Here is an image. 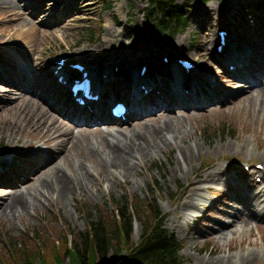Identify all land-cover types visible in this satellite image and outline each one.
Segmentation results:
<instances>
[{
  "label": "bare ground",
  "instance_id": "obj_1",
  "mask_svg": "<svg viewBox=\"0 0 264 264\" xmlns=\"http://www.w3.org/2000/svg\"><path fill=\"white\" fill-rule=\"evenodd\" d=\"M22 1L26 2L21 4ZM71 2L0 0V23H4L0 26V36L8 35L6 39L12 43L9 49L13 53L10 57L4 53L0 55V82L10 87V79H14L19 89L27 92L15 99L12 106H3L7 99L0 94V98L4 100L0 107V119L4 112L14 115L12 120H2L0 133L8 132L9 137L18 144L19 138L27 134L35 140L44 139V145L58 149L49 148L40 153L38 148L36 150L31 147L25 154H13L0 159V188L4 187L9 191L0 196V216L20 220L34 212L43 200L49 202L52 196H55L54 199L70 198L82 187L90 185L93 174L83 164L68 171L56 162L58 159L63 160L68 146L73 147L79 140L87 143L89 158L99 161L97 164L101 170H106L114 177L119 174H132L137 162L143 161L151 152L175 146L183 138L182 133L186 132L184 120H189L195 111L221 113V107L218 106L228 104L232 106L230 110L233 114L239 118L247 121L251 117L259 118L260 124L264 126V33L253 36L238 33L239 40L235 45L230 31L224 40L221 53L214 51L212 55L217 66L224 72L220 73L207 62L212 75L202 72L199 64H195V69L186 71L176 62L179 55L169 54L166 64L159 63L156 58L157 51L140 46L136 40L123 42L121 37H126L133 30L128 31V27H121L122 22L119 23L120 31L115 29L117 24H107L98 49L86 50L81 54L83 61L80 64L84 65L91 78L92 90L98 95V101L77 106L74 98L70 97L68 100L72 111L67 112L65 109L69 111L70 106L67 105L66 98L58 93V89L65 85L58 82V77L65 79L63 71L73 58L61 56L65 60L63 66L57 69L58 65L54 61L48 63L45 58L39 61L41 58L33 54L37 53L38 46L47 39H54V33L43 27L58 23L67 14L86 12L92 7L89 6L92 0ZM236 5L237 1L231 0L222 7L212 10L205 8L204 17L197 16L193 23L209 26V19L230 15ZM251 7H258L264 13L263 2H252ZM26 12L28 16H25ZM34 16L45 17L48 20L46 25H36L32 19ZM208 26L203 29L208 32L202 34L205 41L198 47V56L201 59L209 54L210 45L220 44V39L213 36L212 28L209 26L208 29ZM16 32H20V37L10 35ZM117 38L119 40L115 50L113 46L112 50H107L106 44ZM23 47L31 50L28 53ZM104 55L107 56L101 59ZM3 57L8 58V61L2 60ZM29 58L35 61L33 66L28 65ZM103 60H106V65ZM36 61H46V66L36 64ZM224 64H230L234 69L227 71ZM141 69H144L143 73L140 72ZM225 81L245 85L237 92L231 90L233 93H228L226 101L221 92V84ZM129 83L131 91L125 102L127 113L124 120L110 123L115 126L106 135L98 133L96 126L100 123L108 124V116L101 106L108 100L119 99ZM176 111L181 114L176 115ZM157 114L163 117L156 118ZM261 131L264 132V128ZM92 133L93 142L89 138ZM194 149L200 152V146L196 143L194 146L186 144L179 148L176 162L179 172H184L182 163L191 166ZM217 149L216 147L215 151ZM11 160L19 162L11 164ZM255 175H259L264 183V166L261 170L252 167L246 172L236 166L214 162L204 169H197L193 178L182 189L174 202L175 213L180 215L177 219L185 222L196 214H189L188 211L205 209L209 217L199 214L197 222L200 219L207 226H215L207 228L208 232L203 230L205 242H216L232 251L231 254L213 258L218 250L212 248L207 250L208 258L199 256L196 262L201 263L206 259L207 264H255L264 258V246L248 248L252 229L247 227V221L244 220L245 217L248 220H264V185L256 184L253 179ZM96 176L98 177L97 173ZM206 193L212 197L219 195V198L211 200L206 207H201V202L208 199ZM225 217L228 219L223 221ZM236 237L240 238V251L235 250ZM200 238L203 237H191L189 241L193 244L200 241ZM244 241L247 246L243 245ZM203 250L205 251L204 248L197 249V254Z\"/></svg>",
  "mask_w": 264,
  "mask_h": 264
},
{
  "label": "rangeland",
  "instance_id": "obj_2",
  "mask_svg": "<svg viewBox=\"0 0 264 264\" xmlns=\"http://www.w3.org/2000/svg\"><path fill=\"white\" fill-rule=\"evenodd\" d=\"M71 1L73 3L75 0ZM229 1L231 0H176L175 5L183 13L185 28L182 30H180L181 27L176 28L179 33L173 38L169 35L165 38L167 43L158 46L154 45L150 38L149 21L154 18L151 15H146L147 3L145 0H92V3L89 4L92 7L88 8L89 10L86 12L78 11L67 14L58 23L43 27V29L54 33V39H47L42 45L38 46L37 53L33 55L40 57L39 61L44 58L47 59L48 63L52 61L50 57L56 55L71 57L73 58L72 62H82L81 54L86 50L98 49V45L101 44L103 39L105 26L109 23H115L117 24L115 29L119 31L123 26L128 27V31L133 30L126 37H121L123 42L136 40L140 46L143 47L144 45L149 50L157 51L158 55H156V58L159 63L162 62L163 54L179 55L195 64H199L202 67V72H208L213 75V72L207 66V62H210L221 73L224 72L223 69L217 66L212 56L214 55L215 45L209 46V54L204 59L198 56V47L205 41L202 34H208L203 29L207 28L208 25L204 27V25L195 24L193 21L197 19V16L204 17L206 14L205 8H211L212 10L213 8L226 5ZM236 1L237 5L230 15L225 14L223 18L214 16L213 19H209V26L212 28L213 36H217L216 31L219 29H225L228 33L231 31L232 34L230 36L234 40L235 45L239 40L238 33L244 36H247V34H252L253 36L260 32L264 33V13L258 7H251L252 2L259 1L264 3V0ZM25 2L22 1L21 4ZM196 9L198 10L195 11ZM247 10H249L248 13L246 12ZM25 16H28V12H26ZM32 19L38 26L46 25L48 21L45 17L39 16H34ZM120 22H122L121 27L119 26ZM3 25L4 23H0V26ZM18 34L20 32L10 35L20 37ZM91 34H94L93 37H90ZM7 37L8 35L0 36V55L4 53L10 57V55H13L12 50L9 49L12 43L7 41ZM118 40L119 38L107 43L106 49L110 51L113 46V50H115ZM34 46L36 47L37 45ZM23 49L28 53L31 50L25 47ZM245 50L248 49L245 48ZM105 56L107 55H104L101 59ZM2 60L8 61V58L3 57ZM39 61H36V64H41L43 67L46 66V61H42V63H39ZM27 62L28 65L33 66L35 61L29 58ZM10 83L8 84L10 87H8L0 82V94L7 99L6 103H4L3 98H0V107L2 103H4L3 106H12L15 99L27 93L24 89H19L14 79H10ZM239 86L234 84V82H223L221 84L222 98L227 101L228 93H233L231 90L237 92L243 84H239ZM242 98L246 99V97ZM35 99L38 102V99ZM38 103L42 104L41 102ZM245 105L248 104L246 103ZM218 107H221V113L217 111L193 112L189 120H184L183 125L186 132L182 133L183 138L171 148L151 152V155L147 156L143 161L137 162L136 169L130 175L119 174L112 177L106 170H101L100 165L97 164L99 161L89 158L86 149L87 143L84 140H79L73 147L69 145L67 152L64 153V159L56 160L57 164L59 163L60 166L68 171L79 164H83L93 174V178H90V185L82 187L70 198L54 199L55 196H52L49 202H45L42 199L43 204H39L34 212L23 216L20 220L0 216V264H11V259L6 253L5 247V242L8 240L7 237L13 242L25 241L29 247L35 246L37 248L38 246L43 249V253L46 256L50 255L53 258L54 253L51 247L53 242L61 244L66 236V239L76 240L78 234L85 230L88 221H96L100 216L111 215L116 201H119L122 197H128L132 204L141 205L138 216H140L142 221H146L150 216V212L155 209L152 205V207H148L146 201L152 198L155 199L156 210L163 217L164 227L181 243L182 250L179 254L184 264H207L206 259L198 263L196 258L199 256L208 258L209 253L207 250L212 248L218 250L213 255V258L231 254L232 251H229L226 246L216 242H205L203 230L208 232L207 228L215 227L214 225L210 224V226H207L200 219L198 223V219L192 216L190 220L182 222L181 219H177L180 215L175 213L174 204L178 195L193 178L197 169H204L214 162H221L227 166H236L246 172L254 167L255 164H260L261 167L264 166V132L261 131L264 126L260 124V119L251 117L248 121L243 120L233 114L230 110L232 106L224 104ZM175 113L176 115L181 114L180 111ZM2 116L0 127L3 124L2 120H12L14 117L8 112L2 113ZM162 117L163 115L161 114L156 115V118ZM114 126L99 124L96 129L98 133L106 135V132ZM92 136L93 133L89 138L93 142ZM17 137L19 138V136ZM108 138L111 139L110 137ZM19 139L18 144L9 137L8 132L0 133V159L13 154H25L30 151L31 147L36 150L38 148L40 153L42 151L46 152L49 148L58 150L57 148L44 145V139L35 140L27 134L22 135ZM195 143L200 146V152L194 149L191 166L188 167L182 163L184 172H179L176 166L179 148L186 144L194 146ZM224 145L226 146L225 149L223 148ZM216 147L218 148L217 151H215ZM11 162L13 164L19 161L11 160ZM259 169L261 168H257V170ZM253 179L256 184L264 185L259 175H255ZM7 193H9L7 188H0V196ZM205 195L208 199L201 202L203 204L201 207H206L205 205L210 204L211 200L219 198V195L215 197L208 193ZM188 213H196L193 214L195 216L204 214L209 217V213L206 214L203 208L188 211ZM226 219L228 217H225L223 221H226ZM244 220L247 221V227L252 229V235L248 239L250 241L248 248L257 249L264 246V220L260 218L258 220H248L246 217ZM140 235V220H135L130 234V241L132 243L138 242ZM191 237L203 238L191 244L189 241ZM243 245L247 246L245 241ZM234 246L236 251H240V238H235ZM199 248H204L205 251L203 250L200 254H197L196 250ZM122 254L124 253L122 252ZM62 264L73 263L69 258H65ZM255 264H264V258H261Z\"/></svg>",
  "mask_w": 264,
  "mask_h": 264
},
{
  "label": "trees",
  "instance_id": "obj_3",
  "mask_svg": "<svg viewBox=\"0 0 264 264\" xmlns=\"http://www.w3.org/2000/svg\"><path fill=\"white\" fill-rule=\"evenodd\" d=\"M145 1L146 15L154 18L149 21L154 43H165V38L173 36L176 28L184 27L183 13L175 5L176 0ZM146 203L155 209L142 221L138 216L141 205L122 197L116 201L111 215L88 221L76 240L66 236L61 244L53 242V258L46 256L37 245V248L29 247L25 241L13 242L9 237L5 242L6 253L11 264H62L65 258L73 264H184L179 254L181 243L164 227L155 199ZM135 220H140L141 235L138 242L132 243L130 234Z\"/></svg>",
  "mask_w": 264,
  "mask_h": 264
}]
</instances>
